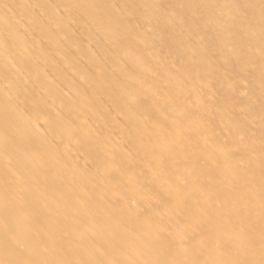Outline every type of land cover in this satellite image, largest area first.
I'll use <instances>...</instances> for the list:
<instances>
[{"label":"bare ground","instance_id":"obj_1","mask_svg":"<svg viewBox=\"0 0 264 264\" xmlns=\"http://www.w3.org/2000/svg\"><path fill=\"white\" fill-rule=\"evenodd\" d=\"M0 264H264V0H0Z\"/></svg>","mask_w":264,"mask_h":264}]
</instances>
